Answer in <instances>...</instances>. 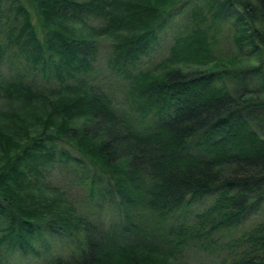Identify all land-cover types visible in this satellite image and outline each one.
Segmentation results:
<instances>
[{
  "label": "trees",
  "instance_id": "16d2710c",
  "mask_svg": "<svg viewBox=\"0 0 264 264\" xmlns=\"http://www.w3.org/2000/svg\"><path fill=\"white\" fill-rule=\"evenodd\" d=\"M5 2L0 66L10 48L19 62L0 72V264H177L192 239L212 253L220 231L262 210L264 0ZM188 7L196 29L135 71ZM218 21L236 54L214 55ZM99 35L113 37L106 63L129 80L131 109L93 82ZM224 248L210 264H264V211Z\"/></svg>",
  "mask_w": 264,
  "mask_h": 264
},
{
  "label": "rangeland",
  "instance_id": "374dc122",
  "mask_svg": "<svg viewBox=\"0 0 264 264\" xmlns=\"http://www.w3.org/2000/svg\"><path fill=\"white\" fill-rule=\"evenodd\" d=\"M0 7H7V2L5 0H0ZM200 3V2H198ZM194 4V2H193ZM30 9V8H29ZM192 7L185 8L181 15L174 18L168 26H166L160 33L158 42L153 46L151 51L140 58L138 62H136V70H147V69H156L159 66L160 61L169 57L170 48L173 45L174 39L178 36H183L186 32L192 31V29H196L193 24V21L190 17V11ZM205 12V9H203ZM203 12V13H204ZM206 13V12H205ZM204 13V14H205ZM209 20H211V16L205 14ZM34 22V18H33ZM90 23L97 26L98 21L90 20ZM210 23V22H209ZM199 27L204 28L203 25H199ZM208 33L211 35L212 33L215 35L214 40V55L219 58H224L230 56L232 54H236L237 51L233 46L231 33L228 29L227 23L223 21L217 22L216 30H209ZM101 41L99 43V58L98 62L95 66V71L93 73V82L98 83L105 89L107 94L112 98L113 103L118 105L119 107H126L131 109L128 105L130 103L129 97V84L125 78L121 75H117L106 63L107 58L110 56V41L113 40L112 36L99 35L96 37ZM14 48H10L8 50V55L0 66V72L4 77H8L13 75V68L16 67V62L19 60L12 54ZM21 59V57H20ZM11 62L13 64H11ZM134 72V69H132ZM28 82L30 81V73L28 74ZM42 82V81H41ZM48 84V83H46ZM50 84H56V81L51 80ZM3 93L0 94L2 96ZM4 100V99H3ZM7 102V101H0ZM131 104V103H130ZM133 114H136L135 111H131ZM52 180L56 185H60L64 188L66 194L71 198V200L78 205L79 207L86 208L88 206L87 193L83 188L77 184H69L67 180L70 181L71 177L67 175L60 174L57 171L52 172ZM81 187V188H80ZM211 201L203 200L202 202L192 206L191 213L189 215V221L193 223L195 221L194 216L197 214H201L206 208L209 207ZM264 211V205L262 210L256 215L248 216L239 226L235 228H231L228 231H220L217 236L219 246L222 248L216 249V251L210 253L200 250L201 248L197 245L194 246L195 239H192L189 242V246L183 248L181 255L178 257L177 264H210L213 260H219L220 257L225 258V246L226 242H229L232 238H235L250 229L252 226L256 225L261 221V216ZM176 224H179L176 223ZM1 233V232H0ZM216 236V237H217ZM62 247H68L70 244L63 240L61 242ZM64 245V246H63ZM53 249L59 248V244L56 242L52 246Z\"/></svg>",
  "mask_w": 264,
  "mask_h": 264
}]
</instances>
